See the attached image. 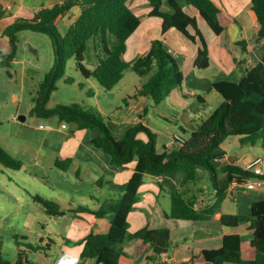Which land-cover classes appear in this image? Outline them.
<instances>
[{
	"label": "trees",
	"instance_id": "obj_1",
	"mask_svg": "<svg viewBox=\"0 0 264 264\" xmlns=\"http://www.w3.org/2000/svg\"><path fill=\"white\" fill-rule=\"evenodd\" d=\"M51 8H43L33 19H20L8 26L3 35L8 39L10 50H0V68H12L18 51V34L32 31L49 36L54 44L55 65L48 73L34 99L32 114L41 119L57 118L61 124L74 126L80 131H90L92 145L110 158V165L118 171L136 163L135 171L125 185L121 186L123 198L106 201L98 210L78 206L72 212L87 213L96 218L115 214L107 234L90 233L79 244L83 246L81 260L94 259L95 264H120L125 255L124 246L131 240H142L150 244L156 257L165 255L173 246L170 229L143 228L135 234L130 233L129 216L140 203V190L145 177H165L170 174L182 175L179 187L171 192V210L167 217L171 220L190 222H207L215 218L224 200L225 193L234 181L246 183L252 180H263L264 175L238 166L216 169L213 161L217 151L230 138H236L242 147L262 148L264 150V59L247 73L241 82H221L213 90L222 97L220 106L207 118L200 120L197 131L188 133L183 127L179 130L186 139L185 144L173 149L164 148V153L156 149L155 134L143 124L131 128L120 140L105 124L100 114L86 110L80 105L48 108L52 93L60 80V69L66 67L67 61L74 59L78 70L86 79H95L106 91H112L131 70L140 77H149L148 81L138 88L135 99L150 98L156 107L166 98L182 88L185 75L176 58L165 48L161 40L152 42L149 52L131 62L125 60L127 44L130 37L140 28L141 19L129 7L130 0H60ZM173 13L161 11L162 0H151V16L159 17L162 22V34L172 28L184 34L193 43L199 44L195 61L198 69L206 70L210 66L208 43L199 28L196 17L191 16L180 6L178 0H168ZM194 7L201 18L217 36L224 35L227 27L223 12L212 0H185ZM253 11L259 23V40L264 39V0H252ZM74 8H80L81 14L62 34L59 23L68 17ZM3 13L0 12V18ZM192 28L195 35L188 30ZM108 34L115 36L117 46L111 50ZM101 37L104 57H100L92 70L85 67L87 45L91 40ZM92 92H89L91 95ZM1 126V123H0ZM144 134L147 139L139 138ZM0 164L12 170H21L23 162L0 145ZM71 160H57L55 166L67 171ZM198 168H204L211 174V180L218 191L214 205L204 209L196 208V197L190 195L189 188L196 182ZM226 174L223 185L219 177ZM34 201L42 206L52 217H64L67 212L59 203L36 195ZM221 223L227 228H238L249 223L253 232L250 258L245 256L243 240L238 234L224 237L219 249L203 250L192 257L191 264H264V200L252 204L251 217L244 215H223ZM30 251L47 254L50 246H27L20 248L14 262L0 256V264H38L29 259Z\"/></svg>",
	"mask_w": 264,
	"mask_h": 264
},
{
	"label": "crops",
	"instance_id": "obj_2",
	"mask_svg": "<svg viewBox=\"0 0 264 264\" xmlns=\"http://www.w3.org/2000/svg\"><path fill=\"white\" fill-rule=\"evenodd\" d=\"M162 1L161 11L173 13L169 1ZM212 1L223 12V20L227 27L226 32H228L226 40L223 39L224 35L217 36L205 27L203 23L205 21L194 7L188 5L185 0H178L184 11L198 20L199 28L208 43L210 56V66L208 69L201 70L195 66L199 44L193 43L175 28L169 30L165 35L162 34L163 20L159 17L151 16L153 10L151 0H130L129 2V7L141 19V26L128 40L125 60L129 62L126 57L129 54L133 38L134 40L136 39L135 45L138 48V52H136L130 62L146 55L153 41L161 40L165 48L176 58L185 75V81L180 90L183 98H196L201 105L208 103L203 93L212 94L214 91L213 86L216 83L243 81L247 73L264 59V39H258L260 27L253 11L252 0ZM60 2V0H0V12L3 13L0 18V46L1 43L9 44L8 39L3 35L8 26L20 19L31 20L41 9L51 8ZM80 14V8H74L70 15L59 23V29L62 31V34L67 33ZM188 32L191 35H195V31L192 28ZM97 42H100L102 45L101 37H97L95 40L89 42L93 43L97 55L95 64L98 63L100 57H104L105 55L104 52L102 53V49L98 51ZM116 46L117 41L115 48ZM0 50L8 52L10 45L9 48H0ZM137 89L136 87L135 94ZM186 91H189V94L186 95ZM175 92L177 91H174L157 108H164V113H167L165 118H169L170 115L175 116V124L178 126V129L183 127L190 134L196 132L200 120L209 117L222 102L221 99L219 105L214 108L210 115L203 108H195L196 110L193 112L181 105H167L168 100H171ZM174 96L176 99L178 98L176 97L177 95ZM136 102H132V99L129 101L125 100L126 110L129 114L122 115L117 120L111 121L112 132L120 140L137 124H143L151 131H153L154 127L159 128L157 125L159 122H155L156 124L154 125L147 118V106H141L139 99H136ZM196 115L203 117L201 118L200 116V119H198ZM159 120L168 123L167 119L161 116L158 117ZM63 126L65 124H61L60 129ZM48 129H52V127ZM180 133V130H178V133L174 134L173 137ZM139 138L147 139L144 134H140ZM91 139L90 131L76 130L65 134L59 142L47 139L45 145L55 154L54 164L57 160L66 161L70 159L71 164L69 168L76 165L79 171L82 167L86 168L92 174L93 179L97 181L99 187L108 188V192L105 195L92 194L88 197L89 200L94 201L98 206L97 208L86 207L98 210L106 201H116L123 198L124 192L121 190V186L128 183L132 177L136 163L128 165L123 171H118L110 165L109 156L94 148ZM171 141L166 142V146ZM235 144L236 148L234 150L238 152H236L237 154L227 152L223 147L225 144L217 151L215 159L217 163V166L215 165L216 169L221 170L228 166L241 167L244 165V169L248 170V167L259 159L262 160L263 164L261 166L264 167V158L257 151H250L255 148L242 147L238 142ZM248 149L249 151H247ZM226 178V174L220 175L218 179L220 186L224 184ZM181 180L182 175L180 174H170L165 177L146 176L144 185L140 190L141 201L129 216L131 234H135L146 227L152 229H170L171 241L173 243L171 249H169L167 254L156 257L155 261H150L149 259L154 256L153 247L142 240H131L124 246L125 255L120 259V264H191L192 257L199 255L203 250L221 248L226 235L238 234L241 236V233H245L246 235L247 241L246 243L243 242V246L247 245V247L243 248L245 256L250 258L253 232L250 230L249 223L242 224L238 228H227L221 223V217L223 215H244L251 217L252 204L257 201H263L264 192L249 190L243 183L234 181L225 193V200L219 212L211 221L190 222L171 220L167 217L171 210V192L180 186ZM189 190L190 195L196 197L197 209L212 206L217 201L218 191L213 185L210 172L204 168L197 169L196 182ZM256 192L260 193L256 194ZM73 209L69 211L72 212ZM114 218L115 214L113 213L108 214L104 218H96L87 213L74 214V220L86 222L90 225L88 229L83 230L79 238L69 240V243L78 245L79 249L71 251V249L67 248L66 251H62L61 258L57 261H52L51 257L46 253L39 252L38 254H44V263L41 264H46L45 262L48 260L53 264H95L96 261L94 259L81 260L83 246L79 242L92 232L99 235L107 234L110 231ZM213 221L220 224L217 225L216 230L211 226L210 222Z\"/></svg>",
	"mask_w": 264,
	"mask_h": 264
},
{
	"label": "rangeland",
	"instance_id": "obj_3",
	"mask_svg": "<svg viewBox=\"0 0 264 264\" xmlns=\"http://www.w3.org/2000/svg\"><path fill=\"white\" fill-rule=\"evenodd\" d=\"M203 23L213 33L208 24ZM227 33L223 36L224 40L227 39ZM18 39V51L12 68H0V145L21 160L23 168L12 170L0 164V256L14 262L19 245L21 249L26 250L27 246L46 247L49 244L50 251L47 255L52 261H57L61 258L62 251L67 248L71 251L79 249L78 245L69 243V240L79 238L83 230L90 227L86 222L74 220V213L69 210L80 205L97 208L98 205L88 197L92 194L105 195L108 188L99 187L92 174L84 167L79 171L76 165L63 171L55 166V154L45 145L46 140L59 142L65 134L77 129L68 124L60 129L61 123L57 118L41 119L32 114L40 84L55 65L54 44L49 36L32 31L20 32ZM135 40L133 38L126 57L129 62L138 52ZM115 43V36L108 34L111 50L115 49ZM97 47L98 51L102 49V53L104 52L100 42H97ZM0 48H9V44L1 43ZM87 48L84 65L92 70L97 55L93 43H89ZM59 73L61 78L52 93L48 108L80 105L86 110L100 114L111 131V121L129 114L125 100L132 99V102L137 103L135 88H141L149 79L129 70L122 82L112 91H106L95 79L84 78L74 59L68 60L66 67L61 68ZM181 89L174 93L178 98L173 95L167 105H181L193 112L195 108H203L210 115L222 99L215 91L212 94L203 93L208 103L201 105L196 98H183ZM89 92L92 94L89 95ZM139 101L141 106H147V118L152 124L159 122V128L154 127L152 132L155 134L157 151L164 153L166 142L171 141L179 130L175 124V116L165 118L167 113H164V108H157L150 98H141ZM159 116L167 119L168 123L158 121ZM21 117H25V121H21ZM41 125L52 129H41ZM236 142V138H230L223 147L227 152L237 154L234 150ZM250 151H257L264 158L263 149L255 148ZM213 163L217 166L215 160ZM241 167L244 168V165ZM259 190L264 192V187ZM36 195L59 203L67 212L66 216H49L42 206L34 201L33 197ZM210 223L215 230L217 225H220L219 222ZM241 236L246 243L245 233H241ZM246 247L247 245L244 246ZM39 252L30 251V261L44 263V254H38ZM45 263L53 264L49 260Z\"/></svg>",
	"mask_w": 264,
	"mask_h": 264
},
{
	"label": "built area",
	"instance_id": "obj_4",
	"mask_svg": "<svg viewBox=\"0 0 264 264\" xmlns=\"http://www.w3.org/2000/svg\"><path fill=\"white\" fill-rule=\"evenodd\" d=\"M186 94H189V92H187ZM40 128L41 129H48L49 127L41 125ZM185 142H186V139L181 134H177L173 137L172 141L167 144L166 147L168 149H173L176 146L185 144ZM262 164H263L262 160L259 159L254 164L250 165L248 167V170L255 171L259 175H264V167L261 166ZM243 185H245L246 188L249 190H255L256 191V190H259V189L264 187V181L263 180L248 181L246 183H243Z\"/></svg>",
	"mask_w": 264,
	"mask_h": 264
},
{
	"label": "water",
	"instance_id": "obj_5",
	"mask_svg": "<svg viewBox=\"0 0 264 264\" xmlns=\"http://www.w3.org/2000/svg\"><path fill=\"white\" fill-rule=\"evenodd\" d=\"M25 119H26L25 117H21L20 118L21 121H25Z\"/></svg>",
	"mask_w": 264,
	"mask_h": 264
}]
</instances>
